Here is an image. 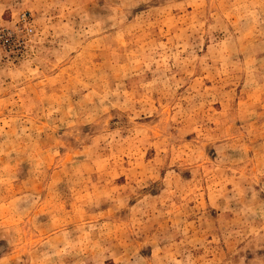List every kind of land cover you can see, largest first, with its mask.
<instances>
[{
  "label": "rangeland",
  "instance_id": "374dc122",
  "mask_svg": "<svg viewBox=\"0 0 264 264\" xmlns=\"http://www.w3.org/2000/svg\"><path fill=\"white\" fill-rule=\"evenodd\" d=\"M5 199L16 264H262L264 0H0Z\"/></svg>",
  "mask_w": 264,
  "mask_h": 264
},
{
  "label": "snow or ice",
  "instance_id": "6c2138e0",
  "mask_svg": "<svg viewBox=\"0 0 264 264\" xmlns=\"http://www.w3.org/2000/svg\"><path fill=\"white\" fill-rule=\"evenodd\" d=\"M14 209L11 206V202L5 199L3 202H0V213L12 212ZM0 257L3 259L0 260V264H16L15 259L10 257L9 253L0 252ZM264 264V262H262Z\"/></svg>",
  "mask_w": 264,
  "mask_h": 264
}]
</instances>
